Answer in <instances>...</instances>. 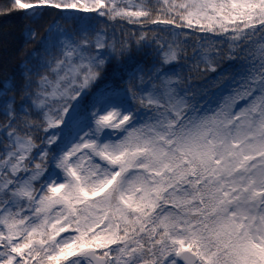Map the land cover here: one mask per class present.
Returning a JSON list of instances; mask_svg holds the SVG:
<instances>
[{"label":"snow or ice","instance_id":"6c2138e0","mask_svg":"<svg viewBox=\"0 0 264 264\" xmlns=\"http://www.w3.org/2000/svg\"><path fill=\"white\" fill-rule=\"evenodd\" d=\"M0 264H264V0H0Z\"/></svg>","mask_w":264,"mask_h":264}]
</instances>
